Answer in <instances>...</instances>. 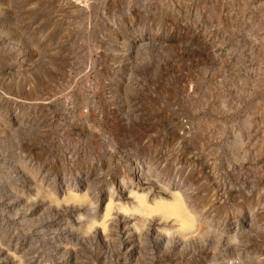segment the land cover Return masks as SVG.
I'll list each match as a JSON object with an SVG mask.
<instances>
[{
	"label": "rangeland",
	"instance_id": "obj_1",
	"mask_svg": "<svg viewBox=\"0 0 264 264\" xmlns=\"http://www.w3.org/2000/svg\"><path fill=\"white\" fill-rule=\"evenodd\" d=\"M0 264H264V0H0Z\"/></svg>",
	"mask_w": 264,
	"mask_h": 264
},
{
	"label": "bare ground",
	"instance_id": "obj_2",
	"mask_svg": "<svg viewBox=\"0 0 264 264\" xmlns=\"http://www.w3.org/2000/svg\"><path fill=\"white\" fill-rule=\"evenodd\" d=\"M178 198L179 197H176V199H174V203H172L171 205L168 204V206L171 208L172 211H174V213H176V215L179 216V219L181 220L182 223L189 226L190 224H192V218L187 214L186 209L183 207V204L179 202ZM141 203H142V198H141ZM155 207L156 210H159L158 208H161V210H164V212L165 210L168 211L167 204L163 202H159L155 204Z\"/></svg>",
	"mask_w": 264,
	"mask_h": 264
}]
</instances>
